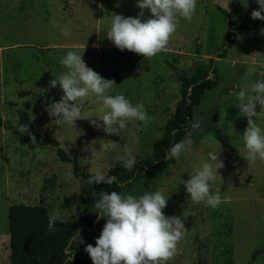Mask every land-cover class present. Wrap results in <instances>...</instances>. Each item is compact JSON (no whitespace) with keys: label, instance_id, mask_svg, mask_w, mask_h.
Returning <instances> with one entry per match:
<instances>
[{"label":"rangeland","instance_id":"rangeland-1","mask_svg":"<svg viewBox=\"0 0 264 264\" xmlns=\"http://www.w3.org/2000/svg\"><path fill=\"white\" fill-rule=\"evenodd\" d=\"M256 8L255 0H196L191 20L178 18L165 50L143 58L119 50L104 34L114 14L137 15L135 0H0V264H10L11 205H44L51 216L63 220L81 216L82 180L73 163L62 161L45 137L57 139L67 152L77 149L79 173L108 174L126 152L149 156L181 97L182 76L195 75L200 66L208 68L211 57L219 82L194 109L193 121L201 126L186 133L192 146L162 173H146L123 193L169 194L162 211L181 217L185 230L167 264H264V162L247 160L242 136L247 118L235 104L240 88L264 80V34L251 25L236 33L225 57L215 56L225 44L230 22L250 21ZM150 15L145 9L142 19ZM65 26L69 36L62 34ZM69 50L83 51L86 66L113 81L108 94L142 103L145 120L126 121L120 135L105 134L90 123L99 107L90 93L82 118L55 126L46 107L59 100L62 90L48 81L66 71L59 61ZM20 109L33 122L35 143L16 131ZM255 122L264 128V109ZM8 123L14 128L8 129ZM99 141L114 142L116 148L103 151ZM208 151H219L224 162L210 189L220 190L223 202L216 208L192 202L183 183Z\"/></svg>","mask_w":264,"mask_h":264},{"label":"clouds","instance_id":"clouds-1","mask_svg":"<svg viewBox=\"0 0 264 264\" xmlns=\"http://www.w3.org/2000/svg\"><path fill=\"white\" fill-rule=\"evenodd\" d=\"M255 3L258 8L251 11L250 17L264 20V0H255ZM135 5L140 10L137 15L114 14L104 34L119 50L127 49L141 54L143 58H151L165 50L170 36L177 28L178 18L191 20L196 10V0H135ZM145 9L151 15L142 19ZM62 34L69 36L70 29L65 26ZM261 34H264V29H261ZM82 53L67 51L59 61L66 71L48 81L49 86L56 87L58 84L62 90L59 100L46 107L48 116L54 118V125H72L82 118V109L90 93L95 94L99 101L97 114L94 115L97 119L90 120V123L105 134L120 135L129 120L144 121V105L139 102L132 104L123 94H108L113 81L87 67ZM236 62L235 59L231 61L232 64ZM235 101L238 111L247 118V126L242 134L246 158L249 162L257 159L264 162V128L255 122L264 109V80L257 79L251 81L247 89L240 88ZM257 104L260 106L259 111H256ZM200 126L199 120L190 123L192 129H199ZM17 131L27 133L35 143L28 124H21ZM99 144V149L103 151L116 148L114 142L99 141ZM192 144L190 133L186 134L168 148L167 158H179ZM218 154L219 151H208L207 159L189 171V178L183 180L185 191L192 202H202L212 208L223 202L219 188L210 190L217 170L224 167ZM119 159L121 166L127 170H131L136 163L135 156L130 152ZM114 179L103 170H98L87 177V183L92 185L104 182L110 185ZM168 195L159 190L138 196L116 191L99 192L94 202L95 213L98 219L105 218V223L95 238V245H84V251L92 264H167L176 253V244L185 230L181 217L166 216L162 211L166 207ZM57 218L58 215L48 218V230H55L54 222ZM77 238L79 243H83L78 231H75L73 239ZM71 259L72 251L66 249L64 264H68Z\"/></svg>","mask_w":264,"mask_h":264},{"label":"trees","instance_id":"trees-1","mask_svg":"<svg viewBox=\"0 0 264 264\" xmlns=\"http://www.w3.org/2000/svg\"><path fill=\"white\" fill-rule=\"evenodd\" d=\"M251 25L264 29V20L251 18L250 21H231L225 44L215 56L225 57L227 49L236 41V33L250 29ZM214 62L215 59L211 57L208 68L200 66L195 75L182 76L181 97L175 111L165 124L163 135L154 142L152 153L146 157L135 156L136 163L131 170L123 168L120 160L117 161L107 174L115 178L110 185L104 182L88 184L87 177L92 174L79 173L77 149L67 152L57 139L45 137L51 146L56 147L62 161L73 163L75 175L82 180L81 216L78 221L57 218L54 222L55 230L50 231L47 223L51 215L44 205L24 203L11 205L8 210L10 264H64L66 249L72 251V259L68 264H92L89 255L84 251V245L93 243L105 223V218L98 219L95 213L94 202L98 199L99 192L116 191L123 194L125 188L134 185L146 173L160 174L168 164L176 162V159L167 158V150L191 130L190 123L193 122L195 107L200 104L205 92L218 84L219 76L215 67L212 68ZM19 114L21 124H28L29 131L37 139L38 135L33 131L34 125L29 114L21 109ZM2 125L3 120L0 117V126ZM7 128L14 127L8 123ZM21 134L27 141H31L27 133ZM75 231H78L83 243H79L78 238L73 239ZM258 253L259 250L254 252L253 260Z\"/></svg>","mask_w":264,"mask_h":264}]
</instances>
